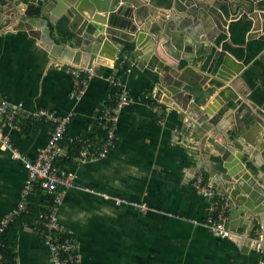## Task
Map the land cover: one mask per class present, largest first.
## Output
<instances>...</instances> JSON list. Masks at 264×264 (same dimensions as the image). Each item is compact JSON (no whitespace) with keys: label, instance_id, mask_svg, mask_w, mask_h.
Here are the masks:
<instances>
[{"label":"crops","instance_id":"1","mask_svg":"<svg viewBox=\"0 0 264 264\" xmlns=\"http://www.w3.org/2000/svg\"><path fill=\"white\" fill-rule=\"evenodd\" d=\"M173 1L172 10L175 11L178 0ZM253 1L259 5L264 0ZM140 14L146 16L145 9L137 17H141ZM86 17L74 22L65 17L68 20L64 33L67 40L61 42L69 44V39H79L75 31L84 28ZM228 17L230 19L231 15ZM51 29L57 39L62 38L57 24H51ZM116 29V32L129 33L125 29ZM224 29L219 33L217 28L212 29L214 39L206 34L196 36L192 32V36L188 34L191 39H188L185 34L177 46L181 54L170 57L172 60L162 57L163 49L161 45L157 46L153 51L159 62L150 59L147 51L143 56L137 55L134 44L125 41L126 35L122 34L123 39L115 38L120 43L116 45L120 48L116 59L112 60L111 55L104 53L105 64L93 63L96 73L79 98L70 94L72 77L67 66L73 65L59 61L60 57L51 58L40 40L26 30L0 29V93L21 107L20 120L30 117L37 120L34 113L41 108L59 116L72 113L67 144L82 138L85 132L92 131L89 136L96 134L94 129L101 128L100 115L108 107L111 97L108 82L111 76L118 77L129 91L130 103L119 112L116 148L93 161L72 159L66 168L57 165L73 177L71 185L60 189L61 203L57 215L60 223L71 230L76 239L79 264L264 263L262 245L254 239L255 234L248 237L245 232L242 236L223 237L205 225L211 212V201L224 195L209 170L197 164V157L190 153L197 143L192 132H187L188 122L183 109L175 100L167 103L155 97L160 89L158 77L161 75L155 69L161 61L164 64L163 68L160 66L161 73L166 78L183 75L185 81L194 85L191 87L194 100L204 105L209 103L217 91L211 87L204 89V86L206 88L209 84L225 55L222 44L218 43L223 34H228V28ZM177 34L180 37L183 33L178 30ZM247 38H253L252 34L249 33ZM193 39L194 44L191 43ZM111 44L115 45L114 42ZM119 57L128 62L123 75L118 74ZM188 67L191 70L185 73ZM247 67L245 65L240 75L235 76L234 88L243 98H251L253 92L244 78ZM162 93V97H167L166 90ZM156 103L160 105L158 110H154ZM245 112L247 108H243L239 116ZM234 121L238 122L237 119ZM36 125L31 124L35 130L30 133L21 127L6 128L21 155L28 160L36 159L51 139L52 127L40 125L36 128ZM228 129L226 127L225 131ZM255 134H258L255 135L257 139L263 136L264 127ZM209 160L215 163L216 169H223L219 156L208 157ZM27 175L24 162L12 158L8 150L0 147V232L4 218L18 209L22 201ZM198 175L212 187L211 196L197 192L195 179ZM34 195H27V209L13 221L29 212ZM52 204L48 208L46 205L44 213L41 211L40 218L32 221L31 226L24 225L18 231V264H55L50 247L39 232L43 227L42 220L51 214ZM227 214L229 217V206Z\"/></svg>","mask_w":264,"mask_h":264},{"label":"water","instance_id":"2","mask_svg":"<svg viewBox=\"0 0 264 264\" xmlns=\"http://www.w3.org/2000/svg\"><path fill=\"white\" fill-rule=\"evenodd\" d=\"M173 5V0H0V29L26 30L40 40L51 58L60 57L59 61L80 67H92L94 62L105 64L104 53L115 60L120 50L115 38L123 39L122 34L126 35L125 41L134 44L137 55L143 56L147 51V56L155 62H159L153 51L157 46L163 49L162 57H179L181 49L177 46L185 34L188 39L191 32L214 39L212 29L217 28L219 33L227 27L229 33L230 24L239 19L253 21L250 33L253 37L264 34V7L260 8L261 4L253 0H178L175 11ZM142 9L146 16L137 17ZM84 16H87L84 28L75 31L79 39H69V44L57 41L51 24H58L62 17L74 22ZM176 27L183 33L180 37ZM116 28L129 33L116 32ZM191 43L194 44V39ZM258 57L264 60V50ZM159 65L164 66L161 61ZM160 66L155 69L161 74L158 77L160 89L155 97L167 103L175 100L183 109L187 132H192L197 143V147L189 151L197 157V164L209 170L220 186V193L227 199L230 209L227 226L239 234L246 232L248 237L258 230L264 231V134L259 139L255 136L264 127V102L243 98L234 88L235 76L242 72L244 62L225 53L206 88L205 83L200 82L204 89L211 87L217 91L205 105L194 100L191 90L194 85L185 81L183 75L168 79L161 73ZM189 70L190 67L184 72ZM163 90L167 97H162ZM243 108H247V112L240 117ZM226 127H229L228 132ZM212 156L220 157L222 170L216 169L213 161H207Z\"/></svg>","mask_w":264,"mask_h":264},{"label":"built area","instance_id":"3","mask_svg":"<svg viewBox=\"0 0 264 264\" xmlns=\"http://www.w3.org/2000/svg\"><path fill=\"white\" fill-rule=\"evenodd\" d=\"M67 72L72 77L71 96L81 97L87 89L90 79L95 75L96 70L92 67L67 66ZM110 86L117 88V103L114 107H106L100 115L101 126L105 128V138L103 140L90 143L88 138H78L82 145L72 157L77 162L93 161L107 156L109 151L116 148L118 144L117 124L119 112L130 103L129 91L125 89L119 78L115 75L109 79ZM160 108L159 104L154 105V110ZM37 120L48 123L53 122L54 130L51 131V139L48 146L41 149L38 157L34 160L25 159L15 146L12 137L6 131L7 127L19 129V121L22 117L20 106L13 104L0 93V147L8 150L12 158L22 160L27 169L28 175L26 184L22 190V201L18 209L13 211L3 220V229L8 226L13 219L27 209V195L35 191L36 185H39L44 191L54 196V204L50 207L51 214L42 220V229L39 230L44 242L50 247L54 257L55 264H79V254L77 252V242L71 230L60 223L58 219L59 205L61 203V187L69 186L72 182V176L64 169H59L57 162L64 158H70L71 143L63 144L65 141L72 113L69 115H55L47 109H38L34 113ZM75 141V140H74ZM73 141V142H74ZM195 188L197 192L206 196H211L213 189L204 183V178L198 175L195 179ZM227 201L224 196H218L211 201V212L208 214L207 225L212 231L220 236L228 237L239 235L227 226ZM254 239L262 245L264 254V231H257ZM5 246L0 242V250ZM3 255L0 251V264H2ZM264 262V261H263ZM264 264V263H263Z\"/></svg>","mask_w":264,"mask_h":264},{"label":"trees","instance_id":"4","mask_svg":"<svg viewBox=\"0 0 264 264\" xmlns=\"http://www.w3.org/2000/svg\"><path fill=\"white\" fill-rule=\"evenodd\" d=\"M264 5V1L261 2ZM67 18V17H66ZM65 17L58 22L57 29L63 35L62 38H58L57 41L67 40L65 38V27L68 24V20ZM252 28L251 20L239 19L233 21L230 24L229 35L223 34L218 43L222 44L224 52H229L235 56L238 60L243 61L248 67L244 72V78L253 88L251 95L252 100L262 103L264 101V61L262 59H257L260 53L264 50V36L248 39V32ZM118 74L123 75L128 69V62L124 57H119L117 61ZM117 88L110 86V100L107 102L108 107H114L117 103ZM151 100V99H150ZM19 122L20 127L27 133H30L35 130V127H32V123H37L36 128L40 125L52 127L51 131L54 130L53 122H42L40 120L30 118H22ZM96 134H89L92 132H85L82 138H88L90 143H96L103 138H105V128L102 125L101 128L94 129ZM93 131V132H94ZM67 138V135H66ZM63 144H67V141ZM82 143L80 140H75L71 143L70 158H64L59 160L56 164L61 168H66L72 162V157L77 154L81 147ZM207 178V174H206ZM35 192V193H34ZM32 194H35L31 197L32 202L30 205V210L27 214H23L15 221L10 223L0 232V242L5 248L1 251L4 255V264H18L16 258V245L18 240V231L24 225H30L32 221L40 218L41 211L44 213L45 207L48 208L49 204L54 202V196L42 192L39 185H36L35 191ZM44 202L47 204L45 205ZM45 205V206H44Z\"/></svg>","mask_w":264,"mask_h":264},{"label":"flooded vegetation","instance_id":"5","mask_svg":"<svg viewBox=\"0 0 264 264\" xmlns=\"http://www.w3.org/2000/svg\"><path fill=\"white\" fill-rule=\"evenodd\" d=\"M263 7H264V5L261 4V5H260V8H263ZM252 26H253V21H252ZM251 29H252V28H251ZM249 33H251V30L248 32V34H249ZM258 36L261 37V36H264V34H261V35H258ZM253 38H257V37H253ZM260 54H261V53H260ZM262 60H263V59H262ZM263 61H264V60H263ZM244 64H245V63H244ZM245 65H246V64H245ZM251 99H252V98H251ZM253 101H254V100H253ZM254 102H256V101H254ZM263 102H264V101H263ZM263 102H262V103H263Z\"/></svg>","mask_w":264,"mask_h":264},{"label":"rangeland","instance_id":"6","mask_svg":"<svg viewBox=\"0 0 264 264\" xmlns=\"http://www.w3.org/2000/svg\"><path fill=\"white\" fill-rule=\"evenodd\" d=\"M3 172H6V171H4V170H2ZM2 173V172H1ZM239 234V233H238ZM237 236V235H236ZM238 236H242V234H239Z\"/></svg>","mask_w":264,"mask_h":264},{"label":"bare ground","instance_id":"7","mask_svg":"<svg viewBox=\"0 0 264 264\" xmlns=\"http://www.w3.org/2000/svg\"><path fill=\"white\" fill-rule=\"evenodd\" d=\"M42 109V108H41Z\"/></svg>","mask_w":264,"mask_h":264}]
</instances>
